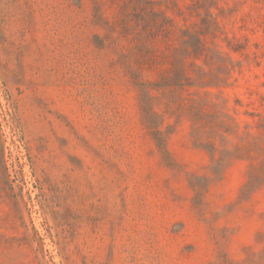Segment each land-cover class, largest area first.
I'll list each match as a JSON object with an SVG mask.
<instances>
[{"label":"rangeland","instance_id":"obj_1","mask_svg":"<svg viewBox=\"0 0 264 264\" xmlns=\"http://www.w3.org/2000/svg\"><path fill=\"white\" fill-rule=\"evenodd\" d=\"M0 264H264V0H0Z\"/></svg>","mask_w":264,"mask_h":264},{"label":"trees","instance_id":"obj_2","mask_svg":"<svg viewBox=\"0 0 264 264\" xmlns=\"http://www.w3.org/2000/svg\"><path fill=\"white\" fill-rule=\"evenodd\" d=\"M188 40L189 42H191L192 44V50H196L200 48V43H199V38L195 37L194 35H188Z\"/></svg>","mask_w":264,"mask_h":264}]
</instances>
